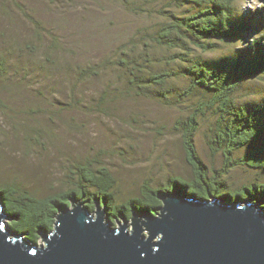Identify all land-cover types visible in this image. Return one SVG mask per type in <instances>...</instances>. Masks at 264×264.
<instances>
[{
  "label": "rangeland",
  "instance_id": "rangeland-1",
  "mask_svg": "<svg viewBox=\"0 0 264 264\" xmlns=\"http://www.w3.org/2000/svg\"><path fill=\"white\" fill-rule=\"evenodd\" d=\"M20 1L16 6L13 0H0V58L5 66L0 71V186L15 185L44 199L68 190V166L97 160L115 180L113 206H119L137 198L144 184L158 190L172 177L190 178L174 130L190 102L179 106L175 96L157 101L155 89L145 96L127 94L123 72L112 66L97 77L76 74L77 69L104 66L137 34L140 39L153 30L165 4ZM234 9L248 31L211 53L196 51V58L214 65L247 54L252 41H264V0H240ZM185 10L170 12L183 16ZM169 86L183 89L186 82ZM235 101H264V75L244 83ZM211 125L210 115L200 122L194 145L200 160L217 170L223 161L207 145ZM226 182L232 188L264 183V172L237 167Z\"/></svg>",
  "mask_w": 264,
  "mask_h": 264
},
{
  "label": "trees",
  "instance_id": "trees-1",
  "mask_svg": "<svg viewBox=\"0 0 264 264\" xmlns=\"http://www.w3.org/2000/svg\"><path fill=\"white\" fill-rule=\"evenodd\" d=\"M240 0H160L166 9L159 12L155 28L139 39L137 34L122 46L104 66L76 70L79 77H97L105 69L118 68L124 74L127 94L145 96L157 91V101L177 98L179 106L186 103L184 116L174 122L185 161L190 169L188 179L172 177L158 190L144 184L137 198L113 206L115 180L97 160H87L67 168L69 188L44 199L35 198L15 185L0 186V203L12 220V231L37 243L39 233L53 229L57 208L70 206L71 199L85 203L90 211L105 203L107 217L115 224L122 216L130 220L133 211L156 213L161 207L159 196L176 188L187 190L199 199L215 197L224 202L248 200L264 207V183L252 182L232 188L226 176L237 167L264 172V101L238 104L237 90L246 82L264 75V41H252L247 54L209 65L194 56L207 54L218 44L238 40L248 31L245 20L235 17V4ZM17 6L20 0H13ZM186 9L179 16L170 10ZM158 66H157V65ZM163 65V66H161ZM0 58V71L3 69ZM157 66V69H156ZM5 67V66H4ZM184 80L183 89L169 86ZM212 117L208 147L222 157L219 169L208 168L198 157L194 137L200 122Z\"/></svg>",
  "mask_w": 264,
  "mask_h": 264
},
{
  "label": "water",
  "instance_id": "water-1",
  "mask_svg": "<svg viewBox=\"0 0 264 264\" xmlns=\"http://www.w3.org/2000/svg\"><path fill=\"white\" fill-rule=\"evenodd\" d=\"M176 188L157 212L133 211L115 226L105 203L71 199L41 243L11 230L0 203V264H264V207L251 199H199Z\"/></svg>",
  "mask_w": 264,
  "mask_h": 264
}]
</instances>
